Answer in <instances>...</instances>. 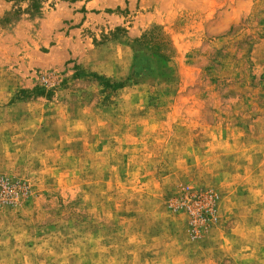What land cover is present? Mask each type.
<instances>
[{
    "label": "rangeland",
    "instance_id": "obj_1",
    "mask_svg": "<svg viewBox=\"0 0 264 264\" xmlns=\"http://www.w3.org/2000/svg\"><path fill=\"white\" fill-rule=\"evenodd\" d=\"M0 264H264V0H0Z\"/></svg>",
    "mask_w": 264,
    "mask_h": 264
}]
</instances>
